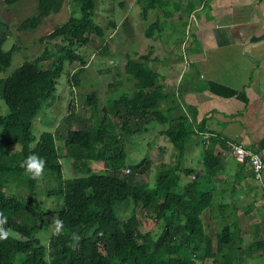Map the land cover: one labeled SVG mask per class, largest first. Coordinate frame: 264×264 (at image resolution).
Masks as SVG:
<instances>
[{"label":"trees","instance_id":"1","mask_svg":"<svg viewBox=\"0 0 264 264\" xmlns=\"http://www.w3.org/2000/svg\"><path fill=\"white\" fill-rule=\"evenodd\" d=\"M16 1L7 0V3ZM71 1L80 14L47 36L60 39L58 57L51 65L44 64L50 55L46 49L42 55L25 60L11 74L0 78V101L7 106V112L0 113V232L6 233L0 238V264H199L208 260L212 264H244L252 253L263 249L264 242L246 246L239 221L230 222L215 237L208 234L202 216L212 205L214 191H204L200 177L185 182L186 176L196 172L183 164L186 142L193 135L198 137L199 132L187 116L188 109L172 117L180 101L167 90L163 74L151 66L154 59L151 52L126 54L125 72L133 82V89L112 101L122 119L121 134L116 131L108 108H99L96 91L87 95L93 123L74 129L77 112L71 106L69 115L55 131L44 130L40 135L34 132L35 122L56 92L66 60L79 66L68 83L81 84L86 60L74 46L88 45L93 34H104L95 20L98 0ZM138 1L143 4L141 10L145 16L156 10L157 3L170 2L151 0L144 5L146 0ZM64 2L37 0V14L26 18L20 30L38 27L46 17L59 11ZM176 5L180 11L181 6ZM164 15L170 17L173 12L166 11ZM161 30L162 20L158 18L146 29V37H154ZM5 42L6 33H3L0 73L6 72L18 49L16 45L6 49ZM102 53L109 54L107 46ZM121 84L119 80L111 87ZM154 120L168 124L166 134L178 151L176 165L168 167L162 162L153 184L121 175L125 168L136 171L148 162L147 158L138 163L127 162L123 139L126 135L146 132ZM185 120H189L190 129ZM58 140L64 141L67 155L74 159V168L82 175L64 178ZM200 142L204 147L203 164L209 174L217 173L222 161L215 151L223 142L216 136L201 138ZM32 154L44 160L42 173L36 179L26 175L20 166ZM91 161L102 162L105 172L96 171ZM48 177L54 185L45 187L42 193L39 184ZM12 183L24 188V196L11 190ZM42 195L54 201L52 209L46 208ZM122 205L130 206L126 215L121 214ZM139 206L157 224L156 229L143 230L137 213ZM53 212L58 214L60 230L53 232L44 244L36 235L42 230L39 222Z\"/></svg>","mask_w":264,"mask_h":264},{"label":"rangeland","instance_id":"2","mask_svg":"<svg viewBox=\"0 0 264 264\" xmlns=\"http://www.w3.org/2000/svg\"><path fill=\"white\" fill-rule=\"evenodd\" d=\"M150 2L151 0H146L144 5H148ZM175 2H179L182 6L186 0H170L168 5H165L166 2H164V5L157 3L156 10H150L149 14L145 16L143 10H141L143 4L139 3L138 0H98L95 20L97 24L102 26L104 31L103 36L93 34L88 45L74 46V50L85 56L86 60V72L80 75V78L82 77L81 84L79 86H72L68 83V78L72 77L79 66L77 63H70L66 60L64 72L59 79L56 92L52 99L46 103L44 112L35 122L34 132L40 135L44 130L55 131L62 120L69 115L71 106L77 112V118L73 121L72 125L74 129H80L89 123H93L90 121L91 109L88 106L87 95L92 91H96L99 96V108H108L109 116L114 127L121 134L122 119L116 113L112 101L124 93L131 92L133 89V82L128 80L125 72L126 54L134 51L139 52V54L151 52L150 56L154 59L150 61V64L157 70L161 69L163 62V66L170 63L176 57L179 49L182 48L183 67L185 69L187 68L189 59L186 57V53L184 54L185 47L182 45L186 30L185 28H180L182 23L187 24V20L183 19L187 14H178L180 12L175 8L177 6ZM37 4V0H17L12 4H8L7 0H0V35L6 33V49L12 48L13 45L18 47L14 52L11 65L5 73H0V78L11 74L25 60L34 59L42 55L46 49L49 50L50 55L48 57L49 59L44 61V64L45 66H50L58 57L60 39H49L47 36L58 26L67 22L69 18L80 14L76 4L71 0H65L63 7L59 11L46 17L38 27L20 30V25L26 18L37 14ZM166 11L173 12V15L166 17L164 15ZM182 13L186 12L183 11ZM158 18L162 20V30L156 31L154 37H146V29ZM105 46L109 49L108 55L102 53ZM131 55L133 56V54ZM171 75L170 80L174 82L177 74L172 70ZM119 80L122 82L120 86L111 87V84H117ZM186 85L187 83L182 87V91L185 90ZM166 88L169 93L173 94L174 98L183 101V96L177 95L176 89L171 92L172 87L167 85ZM179 104L178 109L176 108L172 111L173 118L182 115L183 111L187 109L182 103ZM163 109L167 110V107L164 106ZM191 110L190 105L188 106V113ZM6 112L7 106L4 101H0V113ZM188 113L187 116L189 118ZM189 120H185L187 125H190ZM139 121V124H143V121ZM152 122L153 124L148 127L146 132L126 135L122 142L128 152L127 162L138 163L145 158L148 159V162L139 170L135 171L125 168L121 172V175L128 178L142 179L150 184L155 183L162 162H166L168 167L176 165V156L178 153L170 137L166 134L165 130L168 124L156 120ZM188 127L190 129L191 125ZM211 136L213 135L211 134L209 137ZM204 137L205 134L202 138V134L200 135L199 132L198 137L193 135L192 138H188L186 142L187 152L183 156V164L185 166L195 169L199 164L203 165L204 147L200 139H204ZM64 144L63 140L57 141L64 178L70 179L78 177L82 173L76 171L74 168V159L67 155ZM90 164L96 171L100 173L105 172L102 162L91 161ZM201 169V173L196 174L197 177L198 175L199 177L201 176L200 178L204 183H207L204 185V190H208L210 185L206 180L209 181L211 177L203 173ZM196 174L186 176L185 182L193 179V175ZM53 185L54 182L52 180L50 181L48 177L40 182L39 189L43 193L45 187ZM9 187L21 196H24L26 192L22 186H17L14 183L9 185ZM41 198L45 201L46 208L52 209L54 207V201L52 199L46 198L44 195ZM129 208V205H122L120 207L121 214L126 215ZM221 210L222 207L219 204H213L202 216L208 234L213 237L222 231L226 224L233 222V217L223 220L228 214L223 215ZM137 213L143 230L156 229L157 224H155L152 218H147L141 206L137 208ZM43 220V222H39L42 230H39L36 235L44 244H47L45 242L46 239L56 228L58 214L56 212L49 213ZM246 229L248 230V228ZM246 237V246H249L253 243L254 238L251 232L247 233ZM263 250L261 249V253H264L262 252ZM262 263L259 262L258 264ZM199 264H212V262L210 260L200 261Z\"/></svg>","mask_w":264,"mask_h":264},{"label":"crops","instance_id":"3","mask_svg":"<svg viewBox=\"0 0 264 264\" xmlns=\"http://www.w3.org/2000/svg\"><path fill=\"white\" fill-rule=\"evenodd\" d=\"M178 12L187 14L183 17L187 24L180 28L186 30L182 45L190 64L183 67L180 48L170 63L163 66V62L157 70L171 92L176 89L183 96L180 103L187 109L191 105L189 119L202 138L212 134L223 142L215 152L222 161L217 173L209 174L203 162L195 172L202 168L211 177L206 180L208 190L214 191L211 207L219 204L221 213L228 214L223 220L239 221L245 244L250 232L253 243L264 242V169L263 180L257 183L250 164L237 160L230 149V143H243L264 158V0H186ZM172 70L177 74L174 82ZM205 184L202 181L203 189ZM259 262L264 264L261 250L244 264Z\"/></svg>","mask_w":264,"mask_h":264},{"label":"built area","instance_id":"4","mask_svg":"<svg viewBox=\"0 0 264 264\" xmlns=\"http://www.w3.org/2000/svg\"><path fill=\"white\" fill-rule=\"evenodd\" d=\"M189 64L190 61H188L187 65ZM230 149L232 155L237 160L248 162L250 164L256 182H262L264 169L263 156L258 151L243 143H230Z\"/></svg>","mask_w":264,"mask_h":264},{"label":"clouds","instance_id":"5","mask_svg":"<svg viewBox=\"0 0 264 264\" xmlns=\"http://www.w3.org/2000/svg\"><path fill=\"white\" fill-rule=\"evenodd\" d=\"M20 166L24 169V173L29 175L31 178H38L43 170L44 160L42 157H37L35 154L28 155L22 161ZM60 230V221H56V228L54 230V234L58 233ZM6 233L0 232V238H3ZM74 239H78V237L74 236Z\"/></svg>","mask_w":264,"mask_h":264}]
</instances>
